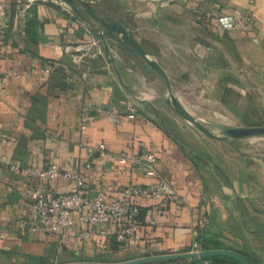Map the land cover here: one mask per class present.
Returning a JSON list of instances; mask_svg holds the SVG:
<instances>
[{"label":"crops","instance_id":"crops-1","mask_svg":"<svg viewBox=\"0 0 264 264\" xmlns=\"http://www.w3.org/2000/svg\"><path fill=\"white\" fill-rule=\"evenodd\" d=\"M85 1L134 34L166 70L188 111V94H197L199 106L219 104L230 117L262 116L259 105L264 115V0ZM16 6L17 0H0V76L11 75L0 90V157L20 168L58 164L83 176L88 195L103 190L113 199L129 186L155 181L144 162L133 161L152 151L159 177L180 200H138L144 218L132 249L116 241L118 228L110 224L90 241L77 232L61 253L119 262L178 254L190 250L204 225L202 231L264 264V154H232L230 169L227 162L211 164L164 112L166 84L136 53L113 47L108 38L106 46L58 0H40L20 18ZM226 15L235 18L232 30L219 24ZM98 49L103 55L92 57ZM199 106L189 111L195 117L203 115ZM43 185L58 195L71 188L64 181L42 184L0 164V264H38L61 254L55 235L21 229L30 211L28 192Z\"/></svg>","mask_w":264,"mask_h":264},{"label":"built area","instance_id":"built-area-1","mask_svg":"<svg viewBox=\"0 0 264 264\" xmlns=\"http://www.w3.org/2000/svg\"><path fill=\"white\" fill-rule=\"evenodd\" d=\"M40 0H17L16 16L20 18L26 10ZM64 10L72 13L64 0H58ZM219 24L226 30L235 28L236 21L231 15L219 18ZM96 44V43H95ZM103 55L98 49L92 57ZM2 55L0 53V59ZM45 72H51L46 69ZM11 75L0 76V90L7 86ZM98 150L103 156L106 146L101 144ZM157 157L152 151H144L140 161L147 165V175L155 181L148 186H129L124 189L121 197L108 199L103 190H98L92 196L86 193L87 185L80 173L63 169L58 164H50L46 168H34L31 166L20 168L17 165L9 164L6 156L0 157V164L17 175H24L42 184L64 181L71 184V188L64 194H55L50 188L43 186L32 187L29 192L30 211L24 212L21 229L33 234H53L57 237V251L61 253L65 248L70 247L79 232L84 241H90L98 235L106 233L108 225H115L118 228L116 240L122 246L132 249L139 244V230L141 227V209L139 199H154L167 201L169 203H180L178 195L169 188L159 177L155 167ZM26 211V210H24ZM153 225H157L153 223ZM204 225L200 227V231ZM198 232L190 250L183 253H200L203 250L197 241ZM164 255V254H163ZM149 255L139 258L163 256ZM166 255V254H165ZM136 258V259H139ZM200 260L198 264H212L209 258ZM189 260L156 262L155 264H190ZM70 263V262H69ZM54 264H58L55 262Z\"/></svg>","mask_w":264,"mask_h":264},{"label":"water","instance_id":"water-1","mask_svg":"<svg viewBox=\"0 0 264 264\" xmlns=\"http://www.w3.org/2000/svg\"><path fill=\"white\" fill-rule=\"evenodd\" d=\"M70 8L87 24H89L93 32L99 36L101 41L107 46V38L113 40V47L123 48L127 51L136 53L152 70L159 74L164 80L167 91H168V104L174 110V112L186 121L188 124L193 126L204 136L217 140L226 141L228 139H244V138H257L264 136V126H218L222 132V136L215 135L208 130L204 123L205 119H199L192 115L178 100L175 96L172 88L170 77L166 70L160 65V63L152 58L146 50L142 47L139 41L135 38L134 34L127 29L121 22L112 20L110 17H102L92 7V4L85 0H65ZM82 6V8L79 6ZM94 20L97 25L90 22L89 18ZM216 256H224L232 258L241 264H251L240 254L228 251V250H217V251H203L200 253H178V254H167L163 256H154L139 258L125 262L117 263H99L94 261H81V262H70L64 264H148L165 261H178V260H196L204 258H213Z\"/></svg>","mask_w":264,"mask_h":264},{"label":"rangeland","instance_id":"rangeland-1","mask_svg":"<svg viewBox=\"0 0 264 264\" xmlns=\"http://www.w3.org/2000/svg\"><path fill=\"white\" fill-rule=\"evenodd\" d=\"M161 91H164V90L162 89ZM191 95L192 94L190 95L188 94V96L192 98V101L190 100L189 104L186 103V106L189 109V111H191L192 113H195L194 105L199 106L198 102L194 100V98L197 97V94H194V96H191ZM162 103L161 104H162V108L164 112L173 116L176 121L180 122V124L183 125V128L180 130V134H183L184 137L189 141L191 146L194 147L195 149L194 153L202 154L211 162V164L212 163L225 164L227 162V166L226 165L224 166L230 169L231 168L230 158L232 154L236 155L237 153H239V155L242 157H246V155L254 154V153H255L254 154L255 157L258 156L259 154H264V136L257 137V138L228 139L226 141L213 140V139H210L204 136L198 130H196L193 126H191L186 121H184L182 118H180L172 110V108L169 105H167L164 102ZM242 106L244 107V111H245V104L243 103ZM199 107L200 108H198L197 112H200L203 115L198 116L197 118L205 119L206 123H204V126L208 130H210L212 133L218 136L223 135L221 130L218 127L219 125L229 126V127L264 126V115H263V111L260 105H259V109H261L260 114L262 116L257 115V116H254V118L251 116L250 117L247 116V114L245 113L239 118L230 117V115L227 114L229 113V111L225 108H222L219 104L213 107H209V106L208 107L199 106ZM219 142H222V143H219ZM259 179H261V176H259ZM61 254L58 256L56 255L51 256L52 258L50 260H46L45 262L41 260L38 264H43V263L54 264L55 262H57L58 264L69 263L61 257Z\"/></svg>","mask_w":264,"mask_h":264},{"label":"trees","instance_id":"trees-1","mask_svg":"<svg viewBox=\"0 0 264 264\" xmlns=\"http://www.w3.org/2000/svg\"><path fill=\"white\" fill-rule=\"evenodd\" d=\"M140 209H141V207H140ZM143 218H144L143 213L141 211V218H140L141 223L143 222ZM197 241L200 245V248L203 251H217V250L233 251V252L240 254L242 257H244L251 264H260L256 260H254L253 256L250 253L234 250V249L228 247L227 245H225L222 241H220L218 239V236L209 235L206 233L205 230L198 232ZM118 247H119V244L116 243V245H114L112 249L118 250ZM61 257L64 260H66L67 262H79V261L80 262L81 261H94V262H99V263H116V262H119L116 259L109 258L108 255L102 254L99 256H95L93 258H87L85 256L77 254L76 252H72V251H68V250H65L62 253ZM136 258H137L136 256H129L127 258L125 257L124 261H130V260H134ZM209 259L211 260L212 264H241L232 258H228V257H224V256H216V257L209 258ZM43 262H45V260H43ZM188 263L198 264V263H200V260H190ZM43 264H46V263H43ZM148 264H155V263H148Z\"/></svg>","mask_w":264,"mask_h":264}]
</instances>
